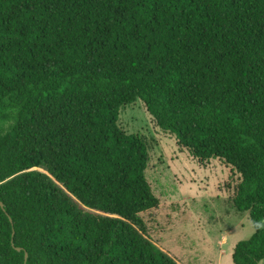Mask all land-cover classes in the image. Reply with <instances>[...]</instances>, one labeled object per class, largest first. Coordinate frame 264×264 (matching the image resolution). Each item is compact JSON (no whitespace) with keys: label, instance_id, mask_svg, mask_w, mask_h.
I'll return each instance as SVG.
<instances>
[{"label":"trees","instance_id":"1","mask_svg":"<svg viewBox=\"0 0 264 264\" xmlns=\"http://www.w3.org/2000/svg\"><path fill=\"white\" fill-rule=\"evenodd\" d=\"M139 99L241 175L255 233L233 262L264 260V0H0V264H179L144 220L149 146L119 124Z\"/></svg>","mask_w":264,"mask_h":264},{"label":"rangeland","instance_id":"2","mask_svg":"<svg viewBox=\"0 0 264 264\" xmlns=\"http://www.w3.org/2000/svg\"><path fill=\"white\" fill-rule=\"evenodd\" d=\"M119 124L149 146L146 174L161 201L143 215L153 241L179 264H234L236 245L255 233L250 213L232 200L241 175L218 158L203 163L181 149L141 99L122 107Z\"/></svg>","mask_w":264,"mask_h":264},{"label":"water","instance_id":"3","mask_svg":"<svg viewBox=\"0 0 264 264\" xmlns=\"http://www.w3.org/2000/svg\"><path fill=\"white\" fill-rule=\"evenodd\" d=\"M0 204L3 206V203L0 202ZM19 250H21V248H19ZM28 258V253H26V259Z\"/></svg>","mask_w":264,"mask_h":264}]
</instances>
